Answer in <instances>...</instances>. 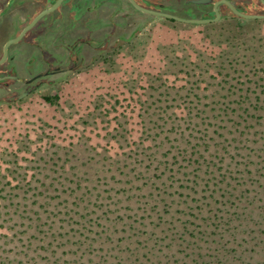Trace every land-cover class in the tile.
Listing matches in <instances>:
<instances>
[{
	"label": "rangeland",
	"instance_id": "374dc122",
	"mask_svg": "<svg viewBox=\"0 0 264 264\" xmlns=\"http://www.w3.org/2000/svg\"><path fill=\"white\" fill-rule=\"evenodd\" d=\"M183 228L198 264H264L263 21L152 27L0 106V264H166Z\"/></svg>",
	"mask_w": 264,
	"mask_h": 264
},
{
	"label": "flooded vegetation",
	"instance_id": "af4514ba",
	"mask_svg": "<svg viewBox=\"0 0 264 264\" xmlns=\"http://www.w3.org/2000/svg\"><path fill=\"white\" fill-rule=\"evenodd\" d=\"M238 20L264 22V0H0V106L90 72L152 27Z\"/></svg>",
	"mask_w": 264,
	"mask_h": 264
},
{
	"label": "trees",
	"instance_id": "16d2710c",
	"mask_svg": "<svg viewBox=\"0 0 264 264\" xmlns=\"http://www.w3.org/2000/svg\"><path fill=\"white\" fill-rule=\"evenodd\" d=\"M233 216H234V218H233ZM233 216L230 217L229 219H227V221L224 224V226H228L229 231H231L232 224L235 221L240 219V217L236 213H234ZM215 218L216 219L221 218V220L226 219L223 216L222 217L218 216ZM245 222H247V220H245ZM221 223H223V222L221 221ZM174 236H175V239H177L179 242H181L178 244L177 247L180 248L179 250H182L181 251L182 253L178 254V250L176 252H166L167 258H169V260H167L166 264H198L200 262L204 263L203 258L205 255H203L202 253L199 252V250H202V248L199 246H196V241H195L196 239L195 240L193 239V238H196V236H194L192 233L189 234V231L186 228L180 229L179 231H177V233L174 234ZM175 239H174V241L178 242ZM188 239L194 240V242L192 244H190L188 242ZM234 243H237L236 239H234ZM237 246L240 247L241 244L238 243ZM172 247H173L172 243L171 244H165V246L162 247L159 242H157L155 244V246L151 247V249H148L147 246H144L143 251L145 250L146 252L143 254L141 252H139L135 257V260L137 262H140L141 264H142V262H145V261L148 262L149 264H164V261L162 259H159L158 254H159V252L166 250V249L171 250ZM163 248H165V249H163ZM185 251H187V254H183ZM231 251L233 252L234 249ZM178 255H184V257L182 259H179V258H177ZM229 255L230 254H226V253H220V254L216 255L215 258L218 261L215 262V264H225V263L228 264V262L224 261V260L228 259ZM172 258H173V261L171 260ZM154 259H155V263H154ZM188 259L190 261H188Z\"/></svg>",
	"mask_w": 264,
	"mask_h": 264
},
{
	"label": "water",
	"instance_id": "95a60500",
	"mask_svg": "<svg viewBox=\"0 0 264 264\" xmlns=\"http://www.w3.org/2000/svg\"><path fill=\"white\" fill-rule=\"evenodd\" d=\"M235 9V8H234ZM235 11L237 13H239L236 9ZM164 16H167V17H170V18H173V19H176V20H179V21H184V22H190V23H197V24H203V23H207V21L203 20V19H195V20H183L181 18H177V17H174V16H171V15H164ZM249 19H252V18H263L261 16H248V15H243ZM220 17V14H218V17H217V20L219 19Z\"/></svg>",
	"mask_w": 264,
	"mask_h": 264
}]
</instances>
